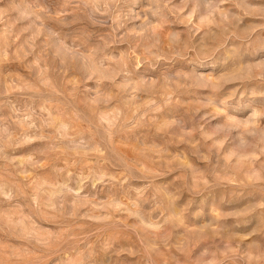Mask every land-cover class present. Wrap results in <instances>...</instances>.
<instances>
[{"label":"rangeland","instance_id":"1","mask_svg":"<svg viewBox=\"0 0 264 264\" xmlns=\"http://www.w3.org/2000/svg\"><path fill=\"white\" fill-rule=\"evenodd\" d=\"M0 264H264V0H0Z\"/></svg>","mask_w":264,"mask_h":264}]
</instances>
